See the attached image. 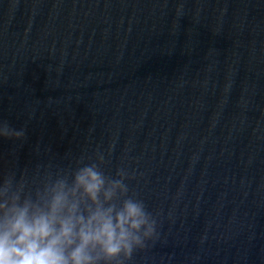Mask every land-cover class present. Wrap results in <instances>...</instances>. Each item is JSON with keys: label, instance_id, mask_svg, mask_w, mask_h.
I'll return each instance as SVG.
<instances>
[{"label": "water", "instance_id": "95a60500", "mask_svg": "<svg viewBox=\"0 0 264 264\" xmlns=\"http://www.w3.org/2000/svg\"><path fill=\"white\" fill-rule=\"evenodd\" d=\"M0 120V171L129 173L130 264H264V0H0Z\"/></svg>", "mask_w": 264, "mask_h": 264}, {"label": "clouds", "instance_id": "9594fccd", "mask_svg": "<svg viewBox=\"0 0 264 264\" xmlns=\"http://www.w3.org/2000/svg\"><path fill=\"white\" fill-rule=\"evenodd\" d=\"M24 136L0 120V138ZM106 163L97 150L66 167L0 171V264H130L157 239V218L129 173Z\"/></svg>", "mask_w": 264, "mask_h": 264}]
</instances>
